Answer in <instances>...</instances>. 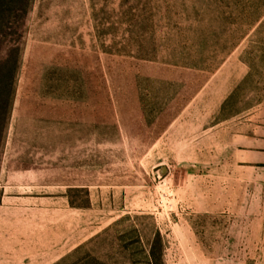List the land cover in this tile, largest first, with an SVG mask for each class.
Instances as JSON below:
<instances>
[{"label":"rangeland","instance_id":"1","mask_svg":"<svg viewBox=\"0 0 264 264\" xmlns=\"http://www.w3.org/2000/svg\"><path fill=\"white\" fill-rule=\"evenodd\" d=\"M262 2L32 1L0 186L21 173L65 193L88 237L73 264H152L155 232L158 264H264ZM250 50L262 85L222 108Z\"/></svg>","mask_w":264,"mask_h":264},{"label":"crops","instance_id":"2","mask_svg":"<svg viewBox=\"0 0 264 264\" xmlns=\"http://www.w3.org/2000/svg\"><path fill=\"white\" fill-rule=\"evenodd\" d=\"M236 85H228L222 101ZM40 182L8 173L0 186V264H73L88 237L74 234L65 193H42Z\"/></svg>","mask_w":264,"mask_h":264},{"label":"trees","instance_id":"3","mask_svg":"<svg viewBox=\"0 0 264 264\" xmlns=\"http://www.w3.org/2000/svg\"><path fill=\"white\" fill-rule=\"evenodd\" d=\"M33 0H0V108L5 110V115H7L12 96L14 93L16 76L20 67V54H21V44L20 40L23 33V28L27 14L30 10ZM261 12L253 19L248 22V25L253 26L257 24V28H261L264 22V0H262ZM260 4H258L259 6ZM249 26V27H250ZM243 32L238 36L233 45L246 35ZM250 41L254 42L252 48L257 47V51L260 55L257 59H264V43L259 40ZM256 49V48H255ZM248 55L247 65L248 70L245 76L240 80V82L234 87L232 92L223 101L221 107L233 97V94L239 89V85H245L248 82L255 81V85H262L263 73L257 71L255 66H257L258 61H255V56L253 55V50L246 51ZM264 62V61H263ZM258 76L254 80L253 77ZM162 248V241L159 232H155L150 240L148 256L151 259L152 264H158L160 260V251ZM106 264V263H98Z\"/></svg>","mask_w":264,"mask_h":264}]
</instances>
